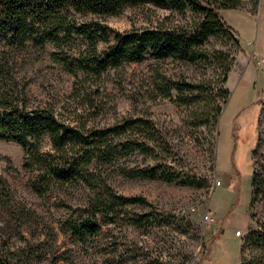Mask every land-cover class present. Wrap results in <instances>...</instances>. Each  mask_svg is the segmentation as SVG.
<instances>
[{"label": "rangeland", "instance_id": "rangeland-1", "mask_svg": "<svg viewBox=\"0 0 264 264\" xmlns=\"http://www.w3.org/2000/svg\"><path fill=\"white\" fill-rule=\"evenodd\" d=\"M219 15L237 41L212 37L193 60L148 58L85 78L66 73L52 55L78 56L86 49L81 41L61 49L28 46L16 55L14 76L26 84L28 106L51 104L85 129L143 117L159 139L150 155L121 152L112 165L99 166L91 188L59 184L41 197L29 187L23 147L0 140V264H239L243 240L264 223V0H240L239 8ZM164 18L167 25L191 20L139 6L101 21L112 37ZM179 83L203 84L206 93L171 87ZM156 164L175 172L177 181L118 173ZM211 177L221 186L213 188ZM104 186L146 203L100 212L95 235L72 236L67 229Z\"/></svg>", "mask_w": 264, "mask_h": 264}, {"label": "trees", "instance_id": "trees-1", "mask_svg": "<svg viewBox=\"0 0 264 264\" xmlns=\"http://www.w3.org/2000/svg\"><path fill=\"white\" fill-rule=\"evenodd\" d=\"M150 6L185 18L190 22L165 24L116 32L111 37L101 18L119 15L129 7ZM240 0H0V140L23 147V168L30 175L29 187L43 196L56 185L84 183L93 187V172L102 165H112L121 152L154 153L158 134L146 118H124L111 126L85 129L84 125L63 117L51 104L30 107L26 102V84L14 76L16 55L28 46L61 49L70 41H81L86 49L78 56L63 52L52 54L62 69L77 77L100 78L107 71L124 64L140 63L148 58L193 60L198 49L216 36L228 40L230 29L219 15L221 9H237ZM105 44L100 49L99 43ZM231 64L224 70V81ZM176 91L206 93L203 84L179 83ZM169 90V89H168ZM224 99L229 93L217 90ZM215 122L220 114L215 110ZM152 125V121L150 122ZM202 125V122L199 123ZM48 147H45V142ZM157 145V144H156ZM163 164L145 168H123L118 173L128 179L177 181L175 172ZM252 176L250 207L255 202ZM146 203L138 197L116 196L108 186L94 191L84 207V216L67 229L72 236L95 235L100 227L97 214L111 213L125 205ZM239 264H264V223L249 231L239 250Z\"/></svg>", "mask_w": 264, "mask_h": 264}, {"label": "built area", "instance_id": "built-area-1", "mask_svg": "<svg viewBox=\"0 0 264 264\" xmlns=\"http://www.w3.org/2000/svg\"><path fill=\"white\" fill-rule=\"evenodd\" d=\"M210 180H211V182L213 183V188H216V187L221 186V181L217 180L215 177H211ZM208 220L211 221L212 219H211V218H208ZM236 235L239 236L240 233L237 232Z\"/></svg>", "mask_w": 264, "mask_h": 264}]
</instances>
